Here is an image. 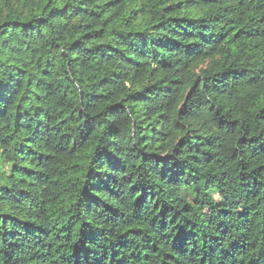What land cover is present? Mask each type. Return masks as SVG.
I'll use <instances>...</instances> for the list:
<instances>
[{"label":"trees","instance_id":"obj_1","mask_svg":"<svg viewBox=\"0 0 264 264\" xmlns=\"http://www.w3.org/2000/svg\"><path fill=\"white\" fill-rule=\"evenodd\" d=\"M0 264H264V0H0Z\"/></svg>","mask_w":264,"mask_h":264}]
</instances>
